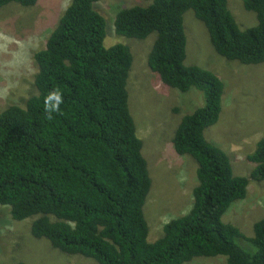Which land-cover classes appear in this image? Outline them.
Segmentation results:
<instances>
[{
    "label": "trees",
    "instance_id": "16d2710c",
    "mask_svg": "<svg viewBox=\"0 0 264 264\" xmlns=\"http://www.w3.org/2000/svg\"><path fill=\"white\" fill-rule=\"evenodd\" d=\"M100 1L71 0L46 47L34 55L37 94L25 107L0 112V206H8L16 221L31 220L32 236L47 239L64 256L98 264H186L218 256L227 264H264V218L252 237L223 221L233 203L246 199L250 181H264V138L246 158L254 167L248 177L234 175L229 156L205 138L220 119L225 84L214 72L185 64L184 28L192 11L219 56L263 64L264 0H243L257 18L246 30L228 0H146L148 6L122 9L115 18L120 36L157 35L148 66L164 85L182 93L194 88L204 98L203 106L181 118L173 139L178 155L197 161L193 206L165 224L152 243L144 206L153 181L127 91L133 56L126 45L104 46L106 20L95 10ZM38 2L0 0V8ZM53 93L62 100L50 113ZM239 238L255 251H245Z\"/></svg>",
    "mask_w": 264,
    "mask_h": 264
},
{
    "label": "rangeland",
    "instance_id": "374dc122",
    "mask_svg": "<svg viewBox=\"0 0 264 264\" xmlns=\"http://www.w3.org/2000/svg\"><path fill=\"white\" fill-rule=\"evenodd\" d=\"M70 3L71 0H39L34 7L9 4L0 8V112L11 105L25 107L26 100L37 94L34 83L38 66L34 55L46 47ZM150 3L102 0L95 4V10L106 20L104 46L126 45L133 56L127 91L130 113L153 181L144 206L150 228L148 241L152 243L163 236L165 224L186 215L193 206V190L198 185L197 161L178 155L173 139L181 118L203 106L204 98L194 88L182 93L164 85L149 68L148 55L156 40L155 33L145 40L116 33L114 23L120 10ZM228 6L240 29L257 25L256 15L244 8L243 0H228ZM189 19H193L191 23ZM184 28L188 39L185 64L210 70L225 84L220 119L204 131L205 138L229 156L234 175L248 177L254 167L246 158L264 138V63L246 66L219 56L207 29L192 11L184 16ZM262 218L264 181H250L246 199L233 203L223 221L252 237L254 224ZM31 223L29 219L14 220L10 208L0 206V264H98L82 256H64L47 239L34 238ZM236 242L249 253L255 251L244 239ZM186 264H227V258L198 257Z\"/></svg>",
    "mask_w": 264,
    "mask_h": 264
},
{
    "label": "clouds",
    "instance_id": "9594fccd",
    "mask_svg": "<svg viewBox=\"0 0 264 264\" xmlns=\"http://www.w3.org/2000/svg\"><path fill=\"white\" fill-rule=\"evenodd\" d=\"M51 96L53 97L52 99H50L48 105H47V109L48 111L51 113V112H54V111H57L59 109V105H60V102L62 100L61 96L59 93H53L51 94Z\"/></svg>",
    "mask_w": 264,
    "mask_h": 264
}]
</instances>
